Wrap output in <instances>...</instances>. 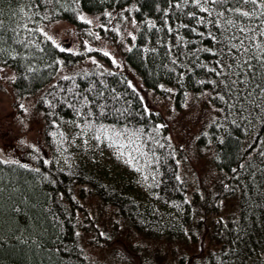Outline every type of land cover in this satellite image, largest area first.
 <instances>
[{
	"label": "trees",
	"instance_id": "16d2710c",
	"mask_svg": "<svg viewBox=\"0 0 264 264\" xmlns=\"http://www.w3.org/2000/svg\"><path fill=\"white\" fill-rule=\"evenodd\" d=\"M127 6L139 28L122 53L143 84L171 92L179 107L208 91L219 110L197 138L221 172L211 187L191 188L181 175L185 152L127 68L52 81L87 51L49 40L43 23L67 20L84 40L92 23L79 17L100 13L97 31L112 38V15ZM0 64L15 68L18 95L45 88L37 104L46 136L65 155L35 165L0 158V264H98L82 235L113 243L86 205L91 196L140 234L198 242L180 264H264V0H0ZM230 197L236 211L225 213Z\"/></svg>",
	"mask_w": 264,
	"mask_h": 264
},
{
	"label": "rangeland",
	"instance_id": "374dc122",
	"mask_svg": "<svg viewBox=\"0 0 264 264\" xmlns=\"http://www.w3.org/2000/svg\"><path fill=\"white\" fill-rule=\"evenodd\" d=\"M112 11L106 10L105 13L107 16L112 15ZM133 13L134 7L127 6L117 15H112V38L97 31L96 26L101 22L100 13L83 14L92 23L91 33L84 36V40L80 37L77 26L67 20L56 19L43 23L42 30L47 36L67 44L74 51L80 47L87 51L82 61L73 65H61L52 81L58 76L98 66L120 70L127 68L129 80L139 87L148 106L162 113L165 118L163 125L169 136L185 152L179 158L181 175L191 188H201V185L211 187L221 172L213 162L214 148L200 145L197 138L218 115L219 110L210 103L208 91L190 92L185 103L179 107L171 92L159 94L143 84L139 74L128 66L122 53L129 47L139 28ZM105 52L109 55L105 56ZM0 69H3L0 71V158L30 165H35L40 157L56 162L63 160L64 153L60 149H54L48 142L45 132L48 119L37 104L38 97L45 88L36 94L18 95L12 82L16 75L15 68L0 64ZM85 202L102 236L113 243L112 247L103 245L90 233L82 235L88 256L98 264H180V257L184 252L190 255L199 250L198 242L187 243V240L152 238L140 234L125 222L112 205L102 203L97 196L87 197ZM221 203L225 213L236 211L235 197L222 200ZM90 239H94V242H90ZM191 262L195 264L193 260Z\"/></svg>",
	"mask_w": 264,
	"mask_h": 264
},
{
	"label": "snow or ice",
	"instance_id": "6c2138e0",
	"mask_svg": "<svg viewBox=\"0 0 264 264\" xmlns=\"http://www.w3.org/2000/svg\"><path fill=\"white\" fill-rule=\"evenodd\" d=\"M221 2H222V0H221ZM251 2L254 3L255 0H251ZM196 3L199 4V3H200V0H196ZM204 11L207 12V9H204ZM243 15L247 16L248 13H243ZM79 19H80V20H84V17L81 16V17H79ZM88 23H91V21H88ZM45 35H47V34L45 33ZM48 39H49V40H52V37H48ZM133 39H135V37H133ZM53 43H55V41H53ZM57 47H59V45H57ZM61 50L64 51L65 49H61ZM68 50L70 51V49H68ZM104 55H105V56H108L109 53L105 52ZM0 71H3V69H0ZM65 79H68V77H65ZM21 107H23V105H21Z\"/></svg>",
	"mask_w": 264,
	"mask_h": 264
}]
</instances>
